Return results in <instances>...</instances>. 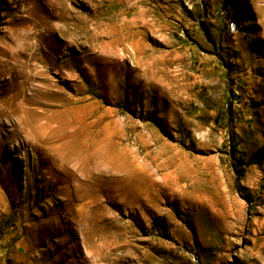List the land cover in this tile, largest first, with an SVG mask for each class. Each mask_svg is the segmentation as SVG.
<instances>
[{"label":"rangeland","instance_id":"rangeland-1","mask_svg":"<svg viewBox=\"0 0 264 264\" xmlns=\"http://www.w3.org/2000/svg\"><path fill=\"white\" fill-rule=\"evenodd\" d=\"M6 64L0 264H264V0H0Z\"/></svg>","mask_w":264,"mask_h":264},{"label":"bare ground","instance_id":"bare-ground-1","mask_svg":"<svg viewBox=\"0 0 264 264\" xmlns=\"http://www.w3.org/2000/svg\"><path fill=\"white\" fill-rule=\"evenodd\" d=\"M234 25H235V27H234ZM236 26L237 25L235 24V21L232 20L231 26H230L232 31H235ZM16 63L17 64L21 63L22 66H32L33 62L31 63V61L29 62L28 60H24V61L19 62L17 59ZM7 64L5 66L6 68H4V71H0V74L2 72H3V74H5V73L7 74V70H10V71L15 70L17 73V71H18V68H16L18 66L17 64H10V65H7ZM45 65H46V63H44L43 68H46L47 65L46 66ZM47 71L49 72V69L48 70L47 69L46 70L41 69L42 73H40V74H42V77L38 76L39 79L41 80L40 83H38V84L30 81L31 77L26 78V79L24 78L23 81H18L17 75H14V74H12V76L9 77L8 80L5 79L7 81L8 85H14V86H17L19 88L18 93L16 92V94H13L12 97L13 98H15V96L16 97L17 96L22 97L21 100L18 101V103L16 102L17 107L13 112L7 111V113H10L11 115L12 114L15 115V118L14 117L13 118L15 120L16 126L18 128H20L22 130V132H28V131L32 132V131H35L36 129H39V127H41V126L54 124V123H52L54 120L53 119L54 115L50 114V113H54V111H52L48 106L56 105V102L62 96V92H60V90L54 88V85L56 86L57 83L54 84L55 83L54 80L50 79V76L48 77V75L46 74ZM36 72L37 73L35 74V76L37 74H39L40 71L38 70ZM13 73H14V71H13ZM20 76H22V75L20 74ZM33 77H34V75H33ZM40 132H41V130H40ZM30 135H32V134H30Z\"/></svg>","mask_w":264,"mask_h":264},{"label":"built area","instance_id":"built-area-1","mask_svg":"<svg viewBox=\"0 0 264 264\" xmlns=\"http://www.w3.org/2000/svg\"><path fill=\"white\" fill-rule=\"evenodd\" d=\"M234 27H235V25H234ZM235 30H236V28H235Z\"/></svg>","mask_w":264,"mask_h":264}]
</instances>
